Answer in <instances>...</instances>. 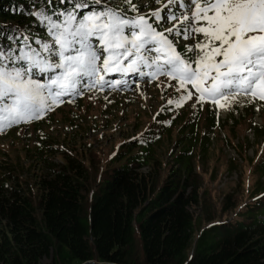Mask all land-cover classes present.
I'll return each instance as SVG.
<instances>
[{"label":"trees","instance_id":"obj_1","mask_svg":"<svg viewBox=\"0 0 264 264\" xmlns=\"http://www.w3.org/2000/svg\"><path fill=\"white\" fill-rule=\"evenodd\" d=\"M43 3L36 0L33 7L30 0H0V31L5 32L0 42L10 44L8 30L16 27L24 35L29 27L43 34L35 18L25 15ZM48 7L71 5L52 0ZM184 44H177V50L183 52ZM179 110L165 104L156 118L161 129H146L123 142L104 169L94 158L87 164L83 154L57 155L59 148L47 143L29 151V181L0 160V264H41L45 258L51 264H264V203H254L235 224L215 221L199 170L209 163L208 136L216 123L206 118L202 127L198 113L182 120L175 113ZM175 129L177 151H171L172 161L164 166L163 134L172 141ZM256 136L262 139L264 130ZM258 166L261 178L264 164ZM192 208L203 212L196 217ZM238 208L234 196L227 195L222 212Z\"/></svg>","mask_w":264,"mask_h":264},{"label":"snow or ice","instance_id":"obj_2","mask_svg":"<svg viewBox=\"0 0 264 264\" xmlns=\"http://www.w3.org/2000/svg\"><path fill=\"white\" fill-rule=\"evenodd\" d=\"M51 3L25 12L43 34L16 27L10 44L0 42V132L86 92L138 90L161 76L177 82L182 95L168 101L177 108L192 98L189 85L200 104L223 107L240 95L264 101V0H167L160 8L152 4L162 0H57L71 7L56 10ZM165 22L171 26H154Z\"/></svg>","mask_w":264,"mask_h":264},{"label":"rangeland","instance_id":"obj_3","mask_svg":"<svg viewBox=\"0 0 264 264\" xmlns=\"http://www.w3.org/2000/svg\"><path fill=\"white\" fill-rule=\"evenodd\" d=\"M187 42L192 44L193 40ZM110 77L116 79L119 76ZM129 79L132 80V76ZM137 79L134 76L133 80ZM146 80L140 81L138 90L133 86L124 90L86 92L81 99L55 107L41 120L27 125L21 123L0 132V160L9 167H17L19 176L29 181L33 169L30 165L33 156L29 151L47 143L59 148L57 155L83 154L87 164L94 158L98 169L107 168L123 142L137 137L146 129L156 131L157 115L169 100L175 101L182 95L176 90V81H169L163 76L155 82ZM188 87L194 94L175 113H181L182 120L193 119V115L198 113L196 116L201 115L202 127L206 118H213L216 123L215 130L208 136L211 145L209 163L205 171L199 170L204 182L203 190L211 194L208 201L211 213L216 216L215 221L233 224L243 221L249 207L257 201L264 203V176L260 178L263 168L258 166L264 164V137L259 139L256 136L264 130V101L240 95L222 101L223 107L210 102L200 104L197 102L198 94L191 85ZM176 129L172 141L167 134H163L161 158L164 166L172 161L171 151H177ZM166 174L164 171V177ZM259 180L263 186L258 185ZM230 194L238 201L239 208L235 212L223 213L222 204ZM192 212L199 217L203 211L192 208ZM206 225L207 222L201 227ZM51 263V258L41 262Z\"/></svg>","mask_w":264,"mask_h":264}]
</instances>
